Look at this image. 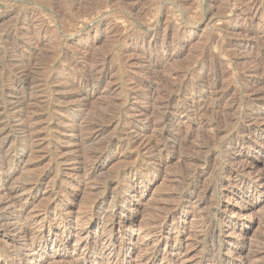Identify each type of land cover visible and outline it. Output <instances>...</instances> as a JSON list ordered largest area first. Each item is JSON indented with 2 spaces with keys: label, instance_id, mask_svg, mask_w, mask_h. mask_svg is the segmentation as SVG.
I'll use <instances>...</instances> for the list:
<instances>
[{
  "label": "rangeland",
  "instance_id": "rangeland-1",
  "mask_svg": "<svg viewBox=\"0 0 264 264\" xmlns=\"http://www.w3.org/2000/svg\"><path fill=\"white\" fill-rule=\"evenodd\" d=\"M121 1L0 0V41L24 20L31 17L33 22L21 28L16 39L7 41L16 46L13 51L4 53L0 49V94L36 91L29 83L41 80L48 69L52 70L47 80L61 84L54 93L42 96L44 101L56 103L57 108L52 115L38 113L42 116L39 135L45 145L39 151L41 154L37 152L31 158L24 154V147L15 139L20 118L17 114L10 118L4 150L21 156L22 162L12 171L8 184L18 186L29 176L47 173L40 185L23 194L28 196V216L51 229L47 244L60 239L62 230L76 219L81 220L73 224V235L78 229L86 231L91 247L95 240H108L107 227L122 228L124 223L125 227L131 223L130 229L138 231L140 237L138 249L124 256L128 264H144L139 257L149 253L155 240L169 241L171 246L181 249L186 258L184 264H264V123L256 124L264 118V102L247 101L242 89L243 84L249 83L244 71L250 66V60L242 59L263 47L256 35L263 34L264 1L252 22L247 21L245 9L230 13L239 3L237 0ZM114 28L123 33V38L118 40ZM29 36L36 43L35 48L28 44ZM20 43H25L24 49L17 47ZM210 60L216 66L209 70L212 72H208V78L217 74L219 94H226L219 105L214 94L209 98L197 86L202 77L199 67L203 61L211 63ZM21 61L25 67L19 68ZM65 64L69 67L62 74L57 73L55 68ZM193 64H198L197 68L185 79L197 85L193 84L194 89L188 94L173 97L170 86L184 78L176 79L172 73ZM90 66H97L106 78L94 92L88 93V100L82 101L84 107L73 109L77 99L71 96L74 88L69 85L77 80H73L71 69ZM132 78L139 79L137 85L131 82ZM149 78L155 83L148 91L139 87L141 81ZM145 93L154 97L147 99ZM169 96L170 108L163 111L159 102ZM249 111L253 113L252 121L243 125L242 135L236 133L235 123ZM162 112L170 121L161 126ZM102 115L121 116L118 125L107 127L100 142L94 146L79 145L72 126L80 121L83 125L99 121ZM52 117L54 121L50 120ZM130 126H134L133 138L156 147L141 151L136 145L105 151L96 157L95 172L82 181L81 176L89 167L85 165L88 161H84L85 150L103 145L106 139ZM216 127L239 136L240 143L233 154L228 142L218 145L211 140ZM251 130L253 137H244ZM119 137L126 142L125 134ZM242 163L247 167L239 171ZM5 176L0 172V177ZM100 199L102 204L94 207L93 201ZM93 213L96 215L87 221L86 217ZM103 213L105 219L98 221ZM168 214L173 215V220L162 223ZM110 239L111 243H118V234ZM7 240V232L1 228L0 264H15L13 257L18 250L10 252ZM73 249L71 239L63 253L46 252L42 264H70L69 253Z\"/></svg>",
  "mask_w": 264,
  "mask_h": 264
},
{
  "label": "bare ground",
  "instance_id": "bare-ground-1",
  "mask_svg": "<svg viewBox=\"0 0 264 264\" xmlns=\"http://www.w3.org/2000/svg\"><path fill=\"white\" fill-rule=\"evenodd\" d=\"M124 1L125 0H122L121 2H124ZM237 1L239 3L236 5V7H234V9H232L230 11V13L235 14L238 11L245 9L248 11V15L246 18L247 21L252 22L253 18L261 10V8H262L261 5H263L264 0H237ZM1 18H3V16L2 17L0 16V19ZM32 23L33 22H32V19L30 17L26 21L24 20L22 24L16 25V27H13L9 31H7L4 38H2V40L0 41V49H2L1 51L4 50V53L13 51L16 48V46H13L12 44L8 45L7 41L9 39H12V40L16 39L21 28H23L25 26L29 27V25H31ZM222 25L219 27L221 30L223 27ZM115 30H116V28H114V31ZM223 31H225V30H223ZM115 33L117 34V36H119L118 40L123 38V37H121L123 33H119L118 30H116ZM225 33H224V36H225ZM262 33H261L262 34L261 36H258V35H256V36H257V40H258L257 42H259V44L263 45V47L261 49H259L257 53H254V55H251L248 58L245 57L242 59V60H246V61L250 60V66L244 71L245 72L244 75L246 77V80L249 83H247L245 85L243 84L242 89H243V92L245 94L246 100L251 102V103H253V102L256 103L259 101L264 102V29H262ZM154 37H156V36L154 35ZM28 38L31 41L28 44L30 46H32L33 48H35L36 43L33 42L32 38L30 36ZM210 39H212V38H210ZM212 42L214 43V40ZM207 43H209V42H207ZM17 47L19 49H24L25 43L24 44L20 43L17 45ZM164 59L167 60V55L165 56ZM203 60H204V58H203ZM203 62H204L203 64L200 63L201 65L199 67L201 74H202V77L198 81L199 82L198 85L196 83H194L193 81H189V80L185 79V77L188 75V73L193 72L197 68L198 64L190 65L188 67H185V69L183 68L181 71L172 73V76L176 79L178 77H180V79H181L182 76L184 78V79H181V81H178L176 85L170 86V89L174 92V95H175L173 97H179V96L185 95L186 93L188 94V92L190 90H192L193 84H196L197 86H200L202 92L208 93L207 95H209V98L212 97V95L214 94L215 95L214 98H215L217 105H219L224 100V98L226 97L225 96L226 94H224V92L221 93V95L219 94V91H218L219 90L218 89L219 82H218L217 74H212L211 79H210V77L208 78V75H207V74H209L208 72H212V70L211 71H209V70L211 68L213 69V67L216 66L215 62H213V61H211V63L206 62V61H203ZM18 66H19V68L25 67V65L22 61L18 64ZM68 67H69V65L65 64L64 66L56 67L55 70L57 71V73L62 74L65 71V69H67ZM90 67L91 68H87V69H83V70L80 68L75 69L74 67H72V69H71L74 73L73 74V80L74 79L77 80L76 84L69 85L72 88H74V91H72L73 93L71 96L77 99V100H74V101H77L76 102L77 104L74 105L73 109H76V108L79 109V107H84L85 102H82V101L89 97L90 94H88V93L94 92L97 89V87L106 78V74H103L102 72L98 71L97 66H93V67L90 66ZM51 70L52 69H48L44 73H42L41 80H37V81H33V83L32 82L29 83L30 85H32V84L34 85V88L36 90L34 92H31L32 91L31 90V91H28L27 93L22 94L21 92H23V91L19 92V90H18V92L16 91L15 93H12V94H10V93L4 94L3 92H2L3 94H0V105L3 106L2 110L0 109L1 110L0 111V154L2 155V160L0 161V172L7 174V176H5V177H0V227L5 232H7V234H8V240L6 241L7 248L10 249L9 251L12 253L15 250H18V253L13 257V262L15 264H42L45 261L46 252H51L53 254H61L66 249L67 243H69V241L71 239H73L74 249L71 251V253H69V263L70 264H128L129 261H125L124 256H126L129 253L135 252L138 249L139 245H138L137 241L140 237V233L138 231L135 232L134 230L130 229L131 223L126 224V227H125V223H124L123 224L124 226L122 228H120V227L115 228L113 226L107 227L108 230L107 229H106L107 231L105 229L104 230L107 232L108 240L102 239V238L95 240L94 241L95 244L93 243V245L91 247L88 243L89 234L86 231H83L82 229L81 230L78 229L79 231L76 230L75 234L73 235L72 231L75 230L74 229L75 226H73V224L74 223L76 224L77 222L79 223V220H81V219H76V220H74V222L72 224L66 225V227H65L66 230H64V231L62 230V232L60 234L61 235L60 239L53 241L51 244H47L46 240L49 239V237L51 236V229L45 228L44 226H42L43 224L39 225V223L37 222V220L35 219L34 216H31V217L28 216L29 210H30V209H28V206H26V203H27L26 201L28 199V196L23 197L24 193L26 195L25 191H29V192L33 191L38 185H40L43 177H45L47 175V173H44L42 176L38 175L39 177L38 176H29V177H27L26 180H24V183H21L18 186L17 185L15 186L14 184H12L10 186L8 184L9 181L11 184L10 179L12 177V173H13L12 171H15L16 167L19 166V164L22 162L21 156H17L15 154L10 155L9 152L8 153L6 152L7 150L6 151L4 150L5 144H6V137H7V135H6L7 127H8V124L10 122V118L15 114H17L18 117L20 118L18 121L19 124L17 126V130H16L17 134H16L15 139H16V142L20 143V145L24 147V149H25L24 154H28L29 155L28 158H29L30 155H32V154L34 155L37 152H39L43 147L42 145H44V144H42L43 140L40 138V135H39V132L41 131L40 126H41L42 116L39 115L38 113L40 111H43V112H45L44 116L52 115L51 113L56 111V108H57L55 105L56 104L55 102H54L55 104H53L52 102H49V101L46 102L43 100L42 96L45 95V93H47V96H48V94L54 93L55 91H57L61 87V84H59L58 82H50L47 80V75L49 74V72H51ZM154 79L159 83L163 82L162 78L158 79L157 77H154ZM154 79L149 78L148 79L149 81H147V80L144 82L141 81V83L139 84V87H142L144 90L148 91L152 87V85L155 83ZM138 81H139V79H136V78L131 79V82L133 84H136V85H137ZM145 96L147 99H152L154 97V96H152V94H147V93H145ZM5 97H8V98H5ZM162 99H163V97H162ZM171 99H172V97L169 96L168 98L159 102L160 109L164 108L163 111L168 110L170 108L169 102L171 101ZM57 102L59 103V100ZM195 105H196V103H195ZM199 109L201 111L203 110L202 108H199ZM212 111L214 112L215 110L213 109ZM215 112H214V114H215ZM3 113H4V115H6L5 117L3 116ZM162 114L163 115L160 117V123H159V125H161V126L170 121V118L167 117L168 115L164 114L163 112H162ZM120 116L121 115L111 116V117L105 118V116L102 115L100 117L101 119L99 121H93L92 120L88 123L84 122V125L81 124V121H80L78 124H76L77 126L71 125L72 126L71 132L73 134V137L79 140V145H80V143H82L84 147L87 145H91V146L93 145L94 146V144H97L98 142H100L99 137L107 130V127H112V126L118 125ZM251 116H253V113H251L249 111L243 117V119L241 121H238L235 123L234 130H236V133H241V129L243 128V125L245 126L246 123H250L252 121L250 119ZM147 117L149 118V116H147ZM217 118H218V116L216 117V119ZM256 118L259 120L258 117H256ZM152 119H153V116H152ZM50 120L54 121L53 117L50 118ZM261 122L264 123L263 117H261V119L258 122H256V124L258 123L257 126L260 125ZM220 123H221V121H220ZM106 125H109V126H106ZM220 126H221V124H220ZM133 129H134V126H130L128 128L121 129V130H119V135L106 139L105 143H103V145H101L99 147H92V149L89 148L90 147L89 146L88 148L90 150L88 149L89 150L88 152H86L87 150H85L84 161L85 160L88 161V164L83 163L82 165H84V164L89 165V167L87 166L88 168L85 170V174L83 173L84 175L81 176L82 181L87 180V176H90V175H88L89 173L93 174L95 172L96 167H97L96 164L98 162L96 160V157H98L97 155H100L101 153H103L105 151H109V150L120 151L122 148L129 149V148H132L136 145L140 148L141 151H143V150L145 151L148 148L154 147L153 145H155V144L151 145V143H149V144L145 145L146 142L141 143L139 139L133 138V132H134ZM212 131H213V135L211 136L212 137L211 140H213L214 142L216 141L217 142L216 144H218V145H220V144L222 145L224 142H226V143L228 142L229 145L231 146V153L233 154L237 145L240 143L239 136H236L233 133H226V131H223L219 127L214 128V130H212ZM124 134H125V136H127L125 138L126 142L122 141L123 137H119V136H123ZM241 135H242V133H241ZM244 137H246L247 139H251L253 137V131L251 130V131H249V133L244 134ZM55 141H57V140H55ZM12 142H14V139ZM57 143H59V141ZM72 145H74V144L72 143ZM75 145H77V144H75ZM77 149H79V148H76L75 150H77ZM75 150H73V151H75ZM157 150H159V149H157ZM71 151L69 150V152H71ZM55 152H56V150L54 151V153ZM54 155H56V154H54ZM75 155H78V154L76 153ZM34 156H36V155H34ZM38 157H39V155H38ZM26 158H27V156H26ZM40 158L41 157H39V159ZM66 158H68V157H66ZM231 158H232V156H231ZM35 159H36V157H35ZM59 160H61V159H59ZM82 160H83V158H82ZM62 163H63V161H62ZM77 165H78V163H77ZM79 167H80V165H79ZM245 167H247V166H244V164L242 163V165L240 164V168H238V169H240L239 171H243V170H245ZM81 168H82V166L79 169H81ZM53 170L55 171V168ZM54 171H53V173H54ZM75 171H76V169H75ZM55 172H58V171H55ZM238 174H239V172H238ZM14 178H15V176H14ZM54 178L56 180L55 176H54ZM257 178L260 179L259 174H258ZM84 184H86V183H84ZM13 185L15 187H12ZM82 186L85 187L86 185L84 186L82 184ZM50 190L53 191V189H50ZM133 191H134V188H133ZM54 195H55V193H54ZM49 196H51V194H49ZM62 204H63V202H62ZM100 204H102L101 199L98 201L97 200L93 201V206L96 208H98L97 206ZM7 212L10 215V216L8 215V217H6L4 215ZM59 212H60V210H59ZM95 215L96 214L93 213L91 216H88L89 218L86 217V219H88L87 221L91 220V217L95 216ZM112 215L114 216L115 213H112ZM104 216H106L105 213H103L102 217L99 216L97 218L98 221H103L105 219ZM167 219L173 220V215H170V214L166 215L164 217L162 223L165 222ZM41 223H42V221H41ZM60 223H61V221H60ZM162 223L159 226V229H160L159 233L162 230ZM62 225H63V223H62ZM62 228H64V227H62ZM104 228H106V227H104ZM171 231H173V230H171ZM64 233H66V234L64 235ZM115 234H118L119 241H118V243L117 242L111 243L112 241L110 238L112 236H114ZM146 245H148V244H146ZM92 249H93V251H91ZM91 255H94V257L91 258ZM185 259L186 258L184 256V252H182L181 249H178V248L171 246L169 241H166V240L164 242L155 240L152 243V245L149 247V253H147L146 255H141L139 257V261L140 262L144 261L143 262L144 264H184Z\"/></svg>",
  "mask_w": 264,
  "mask_h": 264
}]
</instances>
